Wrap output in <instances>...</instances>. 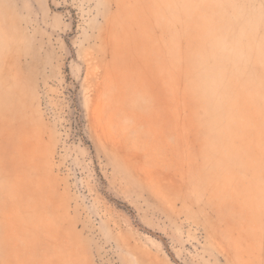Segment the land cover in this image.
I'll return each mask as SVG.
<instances>
[{
	"label": "rangeland",
	"instance_id": "1",
	"mask_svg": "<svg viewBox=\"0 0 264 264\" xmlns=\"http://www.w3.org/2000/svg\"><path fill=\"white\" fill-rule=\"evenodd\" d=\"M0 264H264V0H0Z\"/></svg>",
	"mask_w": 264,
	"mask_h": 264
}]
</instances>
